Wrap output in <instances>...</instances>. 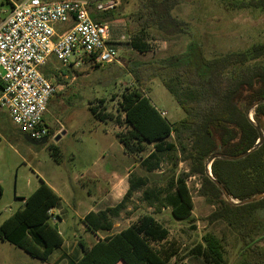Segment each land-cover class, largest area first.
Segmentation results:
<instances>
[{"label": "trees", "instance_id": "trees-1", "mask_svg": "<svg viewBox=\"0 0 264 264\" xmlns=\"http://www.w3.org/2000/svg\"><path fill=\"white\" fill-rule=\"evenodd\" d=\"M232 11L251 10L264 16V0H219ZM182 0H146L139 12L125 17L128 30L134 34L132 48L145 53L149 45L142 37L150 28L167 34L191 37L192 27L178 19L172 11ZM113 11L97 13L93 18L103 23ZM100 14V15H98ZM113 15V14H112ZM114 16V15H113ZM115 18V16H114ZM133 77L139 88L126 90L119 101L117 112L109 111L106 99L90 110L100 122H114L127 127L117 133L127 154L141 157L148 145L154 149L141 164L149 174L131 182L124 199L116 207L87 216V222L96 230L107 233L113 229L109 216H118L126 208L133 193L146 187L142 197L146 201L163 202L174 218L191 222L195 203L188 179L191 175L203 177L201 194L220 209L215 219H224L238 233L243 245L239 264H264V199L245 205L228 202L214 180L206 172V163L215 154L239 155L252 149L259 141V132L247 115L251 105L264 98V42L246 50L232 51L207 58L199 41L190 42L183 53L135 65ZM171 71L172 75L159 73ZM160 77L164 86L184 110L185 116L171 123L156 108L145 89L149 82ZM3 84L0 81V89ZM255 124L264 132V103L252 112ZM52 131L49 129L50 137ZM59 149L53 156L59 162ZM165 154L172 157V167L165 190L147 186L151 174L160 169ZM191 163L189 172L176 175L180 162ZM213 177L237 201L264 193V142L252 154L238 161L218 158L211 165ZM61 202V197L44 181L18 209L0 225V239L25 250L32 257L47 261L64 242L63 236L51 221L50 211ZM170 230L155 216L145 214L137 222L113 236L106 237L75 264H190L178 257L176 251L158 250L155 245L168 239ZM207 246L201 255L211 264H226L222 241L204 237Z\"/></svg>", "mask_w": 264, "mask_h": 264}, {"label": "rangeland", "instance_id": "rangeland-1", "mask_svg": "<svg viewBox=\"0 0 264 264\" xmlns=\"http://www.w3.org/2000/svg\"><path fill=\"white\" fill-rule=\"evenodd\" d=\"M23 1L25 0H0V11L9 12L14 4ZM145 3L146 0H121L120 5L112 12L115 18L111 14L104 19L103 23L109 27L110 38L120 42L117 43L120 53L114 62L95 65V62L89 59L78 69L64 67L61 63H55L50 66L51 68H43L46 76L59 87V93L50 102L47 112V122L53 128H49L52 135L47 137V141L28 140L10 121L7 113L0 110V225L22 208V200L31 195L40 180L57 183L65 201L71 203L73 196H86L80 181L75 178L95 159L106 156L104 161H100L105 163L108 171L114 167L110 143L117 141L110 128L116 124L112 121L109 125L105 122L100 123L90 107L91 103L94 106L98 105L100 99L104 98L107 99L105 106L108 110L117 112L122 94L128 89L140 87L133 77L135 65L154 58L183 53L188 44L195 41L202 43L207 58L246 50L253 44L264 42V16L251 10H229L219 0H182L172 14L189 23L193 35L191 37L183 34L170 35L155 27L150 28L142 37L148 43L149 50L142 53L132 48L134 34L129 32L125 17L137 14ZM6 15L2 13L1 17ZM65 71L68 72L64 74ZM3 73L1 69L0 74ZM172 74L173 72L167 71L159 73V76ZM159 76L149 82L150 92L149 88L145 91L153 105L167 113L169 122H178L184 118L185 112ZM61 88L63 90H60ZM60 128H63L62 131L66 134H60L62 139L57 140L56 133ZM9 129H12L14 134L8 132ZM118 130L125 132L127 127L123 124ZM105 132H109V135L105 136ZM55 146L61 151L58 156L59 162L53 156ZM103 148L105 150L100 152ZM153 149L152 145H148L147 151L141 157L135 156L134 163H141L142 157ZM162 160L160 169L150 176L151 181L147 186L149 189L165 190L167 187L168 175L165 173L172 167L173 161L170 154H165ZM190 166L189 161L180 162L176 175L189 172ZM145 169L140 164L134 170L135 177L149 175ZM188 185L195 203L191 222L174 218L170 208L164 209L163 202L151 205V201L144 200L142 197V191L146 188L144 187L139 190L140 192L133 193L129 209L116 219L118 226L114 232L137 222L145 214H152L170 230L168 239L155 245V248L174 253L176 251L173 261L180 257L190 264H211L200 252V247L203 249L207 246L204 237L210 236L222 241L226 264H239L243 257L240 253L243 242L224 219H215L213 216L220 209V205L212 203L201 194L203 177L200 174L191 175ZM86 188H89V185H86ZM97 198L99 194L95 190V199ZM65 207L71 217H74L73 209L69 205ZM262 219L264 220V213ZM64 236L68 241L69 238H74L70 230ZM259 242L264 246V238ZM58 253L60 252H56ZM70 254L75 255L72 251ZM68 261V259L60 261L58 257L51 256L44 262L14 244L0 239V264H67Z\"/></svg>", "mask_w": 264, "mask_h": 264}, {"label": "built area", "instance_id": "built-area-1", "mask_svg": "<svg viewBox=\"0 0 264 264\" xmlns=\"http://www.w3.org/2000/svg\"><path fill=\"white\" fill-rule=\"evenodd\" d=\"M120 1L25 0L9 12L0 11V17L7 14L0 18V107L32 140L48 137L45 115L58 92L42 68L53 57L64 67H80L89 59L98 65L114 62L120 42L112 40L108 24L96 22L93 15L115 10ZM57 25L68 28L59 34Z\"/></svg>", "mask_w": 264, "mask_h": 264}, {"label": "crops", "instance_id": "crops-1", "mask_svg": "<svg viewBox=\"0 0 264 264\" xmlns=\"http://www.w3.org/2000/svg\"><path fill=\"white\" fill-rule=\"evenodd\" d=\"M56 28H57V32L59 34H62L67 30L68 27L65 25H57ZM55 63H59V62L57 61L56 58L53 57L50 60V62L43 68L45 67L49 68ZM43 68H42V71H43ZM69 68L78 69L79 67L77 65H72ZM66 72L68 71H65L64 74H66ZM43 73L45 74V72ZM62 87H64V85ZM60 90H63V89L61 88ZM58 93H59V87H58V92L51 98L50 102L54 100V98L58 95ZM0 94H1V89H0ZM101 99H104V98H101ZM0 110L2 112L7 113V111L1 107H0ZM45 122L49 128H52L47 122V113L45 115ZM100 123H103V122H100ZM105 124L109 125L110 123L105 122ZM16 128L21 134H24L28 138V140L35 141V140H32L25 133L21 132L17 126ZM119 128L120 127L117 125L110 128V130H112L113 136L116 138V141H117V142L110 143V146H111L110 151L112 152V155L115 161L114 167L110 171H108L105 163L102 162L106 159V156H103V157L99 156L97 159L93 161V163L88 168L83 170L80 176L78 177L76 176L75 178L80 181L81 188L86 191V196H73V201H71V203H67L60 192V188H59L60 186L55 182L53 183L52 181L45 180V182L61 197V202L59 203V205L51 210V221L53 222L57 230L60 232V234L63 236L64 242L58 249H56L53 252L51 256H53L54 258L58 257V260L60 261H66V259H68L69 261L67 264H75L76 262H78L79 260L83 258L85 249L94 248L97 243L104 240L106 237L113 236L114 234L119 233L123 229L133 224L131 223L129 226L123 228L122 230L114 232V230L118 226L116 223V219H118V217H120L125 210L129 209L130 203L132 202L133 197H130V199H128V201L126 202V208L122 210L118 216H115V217L109 216V220L113 223V229L105 234L103 232L96 231L86 220L87 216L91 213L95 214V213H99L102 211H106L109 208L116 207L119 203H121V201L124 199L125 195L129 191L131 187V182L133 181L135 182L138 178H140V177H135L134 170L141 163L139 164L134 163L135 156H132L126 153L124 145L117 138V133L119 132L118 130ZM62 130L63 128H60L57 131L56 133L58 134L57 137H59L60 134L62 135L66 134V132ZM8 132L13 133L12 129H9ZM108 135H109V132H105V136H108ZM61 139H62V136L60 140ZM104 150L105 148L101 149L100 152ZM59 153H61L60 150H59ZM149 153L145 157H142V158L143 159L146 158L149 155ZM42 181L43 180H40V182L38 183L36 188L33 190V192L37 188H39ZM86 185L87 186L89 185V188H86ZM95 190L99 194V198L97 199H95ZM138 192L140 191H137L136 193ZM26 198L22 200L23 206H24ZM153 204L158 205V202L157 201L151 202V205ZM65 205H69L73 209V211L75 212L74 217H71ZM71 219H73V221ZM68 230L71 231L74 237V238L72 237L69 238V241L66 240L64 236L65 233L68 232ZM70 251L74 252L75 255L73 256L72 254H70ZM56 252H60V253L56 254Z\"/></svg>", "mask_w": 264, "mask_h": 264}, {"label": "water", "instance_id": "water-1", "mask_svg": "<svg viewBox=\"0 0 264 264\" xmlns=\"http://www.w3.org/2000/svg\"><path fill=\"white\" fill-rule=\"evenodd\" d=\"M264 103V98L262 99H259L257 100L256 102H254L251 107L248 109V112H247V115L248 117L250 118L251 122L254 123V125L256 126L258 132H259V135H260V139L258 141V143L252 148L250 149L249 151L245 152V153H242V154H239V155H224V154H220V153H217L215 155H213L209 160L208 162L206 163V172L207 174L214 180L215 184L217 185V187L221 190V192L223 193V196L225 197V199L234 204V205H245V204H250V203H254V202H257V201H260V200H263L264 199V193L262 194H259L257 196H253L251 198H248V199H245L243 201H237V200H234L231 195L229 194V192L227 191V189L219 182L217 181L214 177H213V174L211 173V165L212 163L214 162V160L218 159V158H221V159H225V160H230V161H238V160H241V159H244L246 158L247 156H249L250 154H252L254 151H256L264 142V132L261 128H259L256 124H255V121L253 119V116H252V112L253 110L258 107L259 105L263 104ZM57 140L60 139V136L56 138ZM44 141H47V138H44L40 141H34V142H44Z\"/></svg>", "mask_w": 264, "mask_h": 264}]
</instances>
